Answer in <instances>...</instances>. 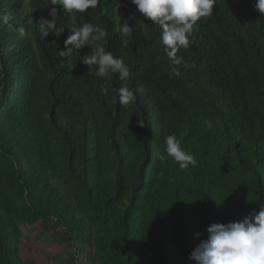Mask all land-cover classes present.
<instances>
[{"label":"trees","instance_id":"trees-1","mask_svg":"<svg viewBox=\"0 0 264 264\" xmlns=\"http://www.w3.org/2000/svg\"><path fill=\"white\" fill-rule=\"evenodd\" d=\"M254 3L216 0L194 25L191 46L177 53L189 67L173 76L160 27L131 0H99L85 13L50 0H0V15L10 13L14 25L0 26V264H35L22 256V225L38 222L53 223L87 264H177L171 233L180 264H197L191 225L204 240L210 225L260 210L264 17ZM49 7L65 27L59 38L40 34ZM89 22L106 30L98 43L124 60L130 79L89 75L80 62L88 46L59 57ZM123 86L135 99L121 106ZM168 135L195 157L194 167L158 159Z\"/></svg>","mask_w":264,"mask_h":264},{"label":"clouds","instance_id":"clouds-1","mask_svg":"<svg viewBox=\"0 0 264 264\" xmlns=\"http://www.w3.org/2000/svg\"><path fill=\"white\" fill-rule=\"evenodd\" d=\"M24 2L29 3L30 0ZM98 2L99 0H50V5H59L67 13L73 11L85 13L90 8L95 9ZM131 3L144 18L160 27L159 43L170 61L171 75H180L178 66L183 64L187 68L189 65L177 53L181 48L188 49L191 46L190 37L194 25L201 18L213 14L216 0H131ZM49 8L52 19L41 20L40 34L44 38L50 34L59 38L65 32V27L57 26L58 9ZM254 8L261 17H264V0H255ZM11 20L10 13L0 15V26L6 25L10 30L13 29ZM16 30L21 35L25 31L22 27ZM121 33L124 37L132 34V28L127 21L122 24ZM106 36L105 29L90 22L84 23L64 41L66 50H59L58 55L60 58H65L72 54L73 49L80 51L88 46L91 48V53L83 55L80 62L88 67L89 75L111 78L113 74H118L121 81H126L131 77L128 65L122 58L114 57L101 43H98ZM128 44L127 38L122 39L124 47ZM136 91L142 92L143 88H137ZM118 92L121 106L128 105L135 99L134 91L126 86L120 87ZM172 95L174 96L175 93ZM204 125L211 129L213 123L211 120H205ZM163 143V152L158 155L161 162H166L170 158L182 171L196 165L195 157L181 147V142L175 135L166 136ZM207 232V239L201 240L190 256V259L197 264H264V205H261L258 212L250 214L242 221L212 224L207 228ZM200 236V233L196 234L197 239Z\"/></svg>","mask_w":264,"mask_h":264},{"label":"rangeland","instance_id":"rangeland-1","mask_svg":"<svg viewBox=\"0 0 264 264\" xmlns=\"http://www.w3.org/2000/svg\"><path fill=\"white\" fill-rule=\"evenodd\" d=\"M24 239L22 244V256L34 259L35 264H87L84 262L85 253L74 255V248L60 237V231L53 223L38 222L33 226L22 225ZM200 233L199 239L196 234ZM203 230L199 225H191L189 241L192 249L201 242ZM171 260L180 264L178 253L174 245L173 234L171 233L170 242ZM93 264V263H90Z\"/></svg>","mask_w":264,"mask_h":264}]
</instances>
